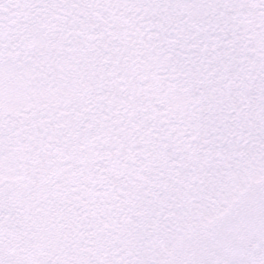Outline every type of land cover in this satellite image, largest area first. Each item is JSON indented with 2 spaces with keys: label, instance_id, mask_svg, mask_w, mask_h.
I'll list each match as a JSON object with an SVG mask.
<instances>
[{
  "label": "snow or ice",
  "instance_id": "1",
  "mask_svg": "<svg viewBox=\"0 0 264 264\" xmlns=\"http://www.w3.org/2000/svg\"><path fill=\"white\" fill-rule=\"evenodd\" d=\"M0 264H264V0H0Z\"/></svg>",
  "mask_w": 264,
  "mask_h": 264
}]
</instances>
